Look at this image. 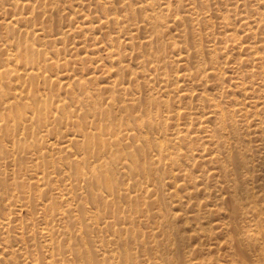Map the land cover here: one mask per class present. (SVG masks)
I'll return each mask as SVG.
<instances>
[{
    "label": "bare ground",
    "instance_id": "bare-ground-1",
    "mask_svg": "<svg viewBox=\"0 0 264 264\" xmlns=\"http://www.w3.org/2000/svg\"><path fill=\"white\" fill-rule=\"evenodd\" d=\"M8 1H11V0H8ZM224 1L225 0H223V2ZM15 2H14V4H15ZM103 3H105V2H103ZM224 3H226V1ZM167 4L169 6L168 2H167ZM21 5L22 4H20V6ZM30 7H31V5H30ZM158 8L165 9V10L169 9L166 6H163V2L160 0H146L145 1V11H146L145 12V19H142V21L144 22V26L148 30H151V32L148 35V39H147L148 43H151L153 40L163 41L166 38V35H168L166 29L169 30L172 28V21L176 22V18L171 19L170 18L171 16L168 17L167 13L158 11L157 10ZM226 8H222V10L226 9ZM20 9H21V7L18 8V10H20ZM201 9L203 10V8H201ZM109 10H110V8H109ZM226 10H228V9H226ZM169 12H171V10ZM195 12H197V11H195ZM223 12H224V10H223ZM239 12H240V10H239ZM29 13H30V8H29ZM200 13H201V11H200ZM200 13L198 14L199 16H200ZM19 14L20 15L14 19H11L9 21L4 20L2 22L4 24V27H5L4 29L7 32V35H6V33H4L7 36V38L3 39V37H2V39H1L2 45L0 43V47L2 46V48L4 50H6V52H4V54L6 53V57L0 58V159L2 160V163H3V161L4 162L7 161L8 163L10 162L11 165L13 164L14 167L17 166L16 168H13V165L12 166L10 165L14 169V170L10 169L11 171L13 170L14 175L15 174H20V175L22 174L25 177L21 178L22 175L21 176L15 175L13 178H11L12 181L9 178L7 180L6 176H3V174H2V173H4V174L6 173V169L5 170L2 169L1 166H3V164L0 165V203H1V201L4 202L6 200H9L8 203H6V204L4 202L5 208H9V211L6 210L4 213L7 212V214H5V216H3V217H1L3 214L0 215V233L1 232L3 234L6 233V235L3 236V240L5 242H3V240L1 239L2 243H4L3 247H2L4 250L2 252V248H0L1 252H2V254L0 253L2 255V256H0V260L3 258V260L5 259V262L7 260L6 263H8V260H10L12 262V264H22V263H20L21 261L17 258V256L20 257L22 254L20 256L16 255L15 249L17 248V246L12 245V242H10L11 240L9 238L11 236L8 233L10 230L11 223H16V221L13 222V219L11 218V215H10L12 213L13 207L16 206V205H13V203H12V197L19 195V194H24L25 196H27L29 198L32 196L31 199L35 198V201L36 200L38 201V202L36 201V203H39L43 199L42 195L44 194V196L46 197L45 193H47V194L49 193V195L47 196L48 198H46L47 202H46V204L43 203L45 206L43 209H41L44 217L41 218L42 214H40V217H38V218L36 217V219L41 218V220H45L43 225L40 224L41 223L40 220H39L40 223L36 222L37 225L35 224V222L30 224L31 226L29 225V223H28V225H26L27 224L26 221H29L27 219H33V213L34 212L32 213V218H31L30 212H32V211H30L29 212L30 215L28 216L27 219L22 218L23 221L26 220V221H24V223H26L25 225L30 227V228L27 229L26 226L24 225V223L23 224L21 223V225L16 223L17 224V225L15 224L16 227L14 226L15 228H18V229L20 228L21 237L23 236L22 238H24L25 235L29 234L30 240L34 239V241H33L34 243L39 242V245L42 246L41 252L44 253V257H43V255H40L43 253H39L36 250H35L36 252H31L30 254H28L29 253L28 251L30 249H31V251L34 250V249H32L34 243H31V241L29 242L28 238H27L28 243L26 241H24L23 243L19 242L21 245H23V246H20L21 247L20 250L23 249V251H25V252L27 251V254H28L27 256H25L26 262L24 260H22V261H24V264H39L40 263L39 255L43 257V263L42 264H74V262L71 261V258L67 257L68 255L64 256L66 253L68 254V251H66V250H65L66 252L64 254L65 248H67V250H69V252H71V249H72L71 244H68L71 242L70 240L72 238V234L70 232V228L67 226V224H65L66 223L65 221H67L66 219L71 214H72L71 218H73V216H74V218L76 217L74 222H75V224H77V228H78L77 231L75 230L77 235H74L73 237H75L76 241L79 239V242H76V245L78 246V243L80 245L78 247H75L76 246L75 245L74 250L77 253V256L80 257L79 259H80L82 264H94L95 260L98 256L102 257L101 259L97 260V261H100L103 259L104 262H102V264H141V262L136 258L137 254H135V250H137V249L132 250V251H134V254H135L134 255L133 252H131V249H129V247L133 246L132 243L130 246H128V243H129L128 238L129 237H131L133 239V243H134V241L136 242V238H137L136 237V235H137V229L136 228L137 227H140L138 229L139 230L138 232L139 233H140V231L143 232V235L145 236L146 232L143 231V229L141 230L142 223L140 226V223L137 222V225L139 223V226L136 225V228H135L136 222L134 224V220H136L137 218L139 219V217L144 218V220H146V222H148L149 225L148 224L147 225L149 226V228L147 227L146 229H148L150 233L148 231H147V233H149L153 236L152 241H149V242L146 241L145 239H143L144 237L142 238V236L141 237L139 236L140 238H142L140 241V244H141V247L145 249L144 254L148 251L149 247L153 248V251H152V249H151V251L154 253L152 255V253L150 252L151 253L150 257H147V256L144 257L142 255L143 256V260H142L143 264H194V262H195V264H199V263L201 264L202 262H203V264H233V263L240 264L243 260H247V258L252 261V264H264V217L260 216V214L264 210V206H262L263 201H261L263 199L257 200V194H256L257 192L254 190L255 186L253 185L254 184L253 182H255L253 180H255V179H254V175H253L252 169H251V166L254 167V162H255V164H257L254 154L256 152L263 151V149H261V145L264 142L263 143L260 142L261 145L258 144V145H256L257 146L256 147L255 145H253L251 143V141L253 142V140L246 139L247 137L245 138V136H247L248 134L250 135V133H249V131L251 132L250 128L255 125L254 126L255 129H256V127H259V129H257V131H255V130L254 131L258 132L259 135L262 137V138H259L260 140L261 139L264 140V120L262 118V117H264V104L262 106L261 105L262 103H259L257 100H254V99L249 100L248 102H247L246 98H245L246 101L238 100V97H236V93H235V90H233V88L231 89L232 91L231 90L230 91L233 93V95H231V96H233L234 98L231 99V97L228 96L230 98H228L229 99L228 101L226 100L227 102L222 100V98L220 97V94H217L216 92L215 93L212 92L214 94L211 96L205 94V93H207V91L205 93H203L202 91H200L201 93H199V94L197 93L198 96H196V98L197 99H198V97L204 98L203 100L206 101L209 104L208 107L211 108V109L209 108L210 109L209 111H206L208 109L204 110V108H203V107H205V105H204L203 107H201V108H203L201 111H198V110L196 111V114L200 118L204 117V119H205V120L199 121V125H200L201 129L204 127L203 128L204 131H207L209 133V134L207 133L208 137L210 136L209 140H212L213 145L215 144V146H216L213 150L212 157H210V158L208 157V159H210V161H207V160L206 161L207 162L215 161L217 163H220V166L218 165L219 166L218 169H220L221 175L224 178L222 181H220V180L219 181L224 183L223 185H224L225 189L227 188L226 191L229 194L228 200L231 202V205L227 206L226 204H224L225 201H223V202L219 201L221 203L216 202L214 204L215 201L213 200L214 202L210 201V203L211 204L213 203V205L216 206V208L219 212V215H220V213H222V211H224L223 214H225V213H226V215L230 214L231 216H234V218L232 217L233 219H237V220L239 219L243 223L240 222L239 224H234L233 221L230 223V220L227 223V221L222 218L226 222L223 223L224 225L222 224L223 225L222 227L220 226V224H218V226H220L221 228L224 227V229H226L224 231L227 234L226 240L223 239L225 237V234L223 232H221V233H223V235H224L223 236L220 233V231L218 233H220L222 235V238L219 235H217V238L220 237L221 241L224 240L227 242V243L224 242V244L225 243H226V245L228 244L225 257L222 254V256H216V258H214V259L213 258L209 259L210 256H208L207 254L209 252H211L212 249L214 248V246L212 248V245H211L208 248L207 254L205 253V256L206 255L208 256V259H207V257H203L202 262H200L199 257H202V255L198 254L199 256H197L196 255L197 253H196L195 254L197 256L196 258H198V261H199V263H196L197 259L194 261L190 255H187V253L190 252V250L193 251L192 249H190V247L195 246L197 244V241L193 240L194 245L190 246L189 243H191V240H189V239L193 238V237H194V239L199 238L198 242L201 243L200 242L201 238L204 237V240H205V236H206L207 240H205V241H209L208 239L212 238V236H214V234L216 233L215 228L217 227V225H214V223L210 224V221H208L209 219L207 217L205 218V212L207 213V211H205V210H207L206 208L203 210V211H205L203 213H202L201 208H197V205H195L196 211L192 210V212H191L188 210H184V208H183L185 206L184 204L187 203V202H185L186 198L182 195V194H184V192L182 191L183 193L181 195H180V192L178 193L179 190L184 188L185 190L188 189L187 190L188 193L186 194L187 198L188 197L189 198L194 197L197 194H199V192L201 191L200 188L198 187L199 183L204 182V181H199L198 176L191 173L190 170L182 167L183 162L188 163L187 161H190V160H191V162L193 161V164H194V160H192V159H195L197 154L194 152V149L191 150V148H190V150H188V152H184L183 145H182L181 141H183L184 139H187V137H190L191 133H193L196 130H195V127L192 128L190 124L186 123L187 124L186 128L178 129V130L176 129V132L173 133V137H171V138L168 137L167 130L171 126L168 119L171 116L168 117V115H166L167 118H166V116L163 117V115H162L163 110L160 111L159 105L161 104V106L162 105L165 106L167 102L162 103V102H164V99L162 100V102H160L159 98H158V96H160V95L163 97L170 96L171 92L175 93L179 97L183 98V96L184 97L187 96L186 95L187 93L181 91L183 86L179 88L178 87L179 83H178V86L174 87L173 86L174 83H173L172 84L173 87L172 86L168 87V85H166V83H164L165 87H160L159 89L155 88L157 90V92H156L157 96L151 98V100H150V102L154 103L155 105L153 106L152 104H149L148 108H145L144 110H142L141 107L129 108L128 104L125 102H123L120 105H116L118 102H120V101L115 99L117 97L116 95H110L109 100L107 102H105L101 99L100 95L91 92L89 90V87L86 85V82L83 81L81 78H78L77 80H74L71 82L70 81L64 82L63 81L64 75L62 77L60 74H53L50 72L48 73V66L52 67L53 64L59 65L58 64L59 60L53 59L52 64L43 63V60L40 59V57L43 56L44 57L43 59H48V58H45L47 55V52H48L47 49L42 47V45H36L35 43L31 42L29 36H28V39H26L24 41H16V40L12 41V39L16 37V31H18L17 30L18 27L15 26V23H18L22 20H26V21L28 20L29 21L27 16H24L22 12ZM170 14H172V13H170ZM257 14H260V12ZM222 15H220V17ZM261 15L263 16L264 13H261ZM118 16H121V15H118ZM118 16L114 15L113 20L116 23H123ZM243 16L247 17V15H242V17ZM207 17H209V16H206V18ZM227 17L228 16L226 14V17H224V19H226V20H224L225 25L230 24ZM244 18H242V22H243V24L247 25L248 27L250 25L253 27V25H252L253 22L256 23L257 21H259L262 23V21L264 20V17H263V20L262 19L249 20V19H246V18L244 19ZM126 21H127V18H126ZM194 21H196V20H194ZM212 21L214 22V19ZM0 22H1V20H0ZM31 22H33L32 19H31ZM262 24L264 27V21ZM211 25H212V23H211ZM255 25L256 24H254V27H255ZM114 26H115V24H114ZM86 29L88 30L90 28L87 27ZM116 29H118V28H116ZM25 30H26V28L23 30V32ZM83 30H85V29H83ZM127 30H129V28ZM181 30H180V32H181ZM204 30L205 29H203V31ZM206 30H207V28H206ZM246 30H249V29H246ZM0 31H2V30H0ZM123 31H125V30L123 29ZM262 31H263V28H262ZM27 32L32 36L38 35L37 29L27 30ZM131 32L132 31H130V33ZM210 32H209V35H211ZM43 33H44V31H43ZM128 33H129V31H128ZM212 33H213V31H212ZM199 34H200V32H199ZM251 34H252V31H251ZM257 34H256V37H257ZM212 35H215V34H212ZM234 35H236V34H234ZM119 36H118V38H119ZM178 36H180V35H178ZM229 36H231V35H229ZM135 37H136V35H135ZM253 37H254V35H253ZM145 38H147V37H145ZM185 38L186 37H184V39ZM237 38L240 39V37H237ZM261 39H262V41H261ZM261 39H259V41H260L259 43L256 41L254 43H251V44L248 43L249 44L248 48H250L253 51V53L255 52L256 54H258L259 58H258V56L256 58H258L259 61L261 60L262 66H264V38H261ZM112 40H115V39H112ZM168 40H169V38H168ZM181 41H183V40L174 38L173 43H172L174 48L178 49L177 47L180 46L179 44ZM192 41L194 44V45H192L193 46L192 49H194V51L196 52L195 54L200 55V54L204 53V46H202V44H200V43H197L196 40L192 39ZM222 41H224V38ZM232 41H234V40H232ZM237 41L238 40H236V43H237ZM238 42L240 43L241 41H238ZM116 43H115V45H116ZM139 43L140 42H138V46H140ZM190 43H191V41H190ZM241 43H243V42H241ZM121 44H122V42H121ZM169 44H170V46H172L171 43H169ZM216 44H217V42H216ZM160 45L156 48L153 47V49H152V52H154L153 55H155L156 57H159L162 55L165 56L166 47L164 45H161V46ZM184 45L187 48V45L185 42H184ZM131 46L134 47V45H131ZM135 46H137V45H135ZM147 46L149 49V46H151V44L146 45V47ZM208 46H206V47H208ZM214 46H215V44H214ZM237 46H239V45H237ZM209 47H211V46H209ZM59 49H61V47ZM187 50H185V52ZM121 51H122V49H121ZM219 51H220V48H219ZM252 51H251V53H252ZM138 52H142V50L138 51ZM147 52H148V50H147ZM209 52L211 54V61L214 62L215 64L217 63V65L211 66L209 64L208 66H211V67H206L204 65L205 63L203 61H200L197 63L199 74L200 73L205 74L204 76L206 77V74H210V72H211L213 74L218 75V77H220V78L223 77L224 79H226L225 74L227 71L229 72V70H228V67L226 68V66L221 65V58L223 56L221 58H219L221 55H219V52H217L216 46H215V48H210ZM49 53H48V55H49ZM116 53H119V52H116ZM116 53H114L115 55H113V53H112L108 57V60L109 59L111 60V57H112V63L115 61V64L118 62V65H119L120 61H117L118 58L115 59L113 57V56L118 55ZM239 53H237V54H239ZM256 54H255V56H256ZM222 55H224V53H222ZM51 56H52V54H51ZM179 56H180V54H179ZM186 57L187 56H185V58ZM197 57H199V56H197ZM208 57H210V56H208ZM253 57H251V58H253ZM149 58H151V57H149ZM123 59H125V58H123ZM159 59H160V57H159ZM194 59H195V57H194ZM249 60H251V59H249ZM71 61H72V59H71ZM153 61H156V60H153ZM153 61H151V62H153ZM182 61H183V59H181L180 62H182ZM186 61H189V59H186ZM240 61H241V59H240ZM172 62H174V61L172 60ZM223 62H224V60H223ZM140 63L143 65L142 62H140ZM42 64L43 65L46 64V67H44V69H42ZM69 64H71V63H69ZM110 64H111V61H110ZM193 64H195L194 61H193ZM126 65L127 64H125V67H126ZM129 66L131 67V65H129ZM146 66L148 67L149 63H148V65L146 64ZM161 66L159 65L160 70H163V67H161ZM262 66H261V68H262ZM259 67L260 66L258 65V68ZM131 68H130V70L133 71V68L132 69ZM144 68H146V67H144ZM68 69H69V67H68ZM152 69L153 70L157 69V63L154 65V67H152ZM121 70H122V68H121ZM188 70H190V69H188ZM252 71H253V69H252ZM114 72H117V71H114ZM134 72H135V70H134ZM230 72H231V70H230ZM121 73H122V71H121ZM164 73H165V71H164ZM191 73L187 72V74H185V75H187V76L189 75V77H190ZM255 73H257V72L255 71ZM260 73H262V72L261 71L259 72V75L261 76ZM82 74H84L83 70H82ZM85 74L88 75L87 73H85ZM128 74H130V71ZM143 74L148 75V76L152 75L150 73L145 74L144 71H143ZM162 74H160V75H162ZM166 74H167V72H166ZM248 75L249 74H247V77H249ZM119 76H122V75H119ZM157 76H159V75H157ZM171 76H173L176 81H179L180 79L182 81V78L180 77L181 75L178 71H176L175 74H172ZM187 76H186V78H187ZM237 76L234 75V77L239 78ZM169 77H170V75H167V79H169ZM200 77H201V75H200ZM205 77H204V79H205ZM247 77H246V80H247ZM72 78H73V76H72ZM217 78H216V80H217ZM240 78H242V77H240ZM93 79H92V81H93ZM151 79H153V78H151ZM164 79L166 80V76ZM173 79H172V81H173ZM41 80L43 82L49 84V86H48L49 91L46 93L44 92V90H46V89H44L45 87L43 86L44 87L43 92L45 93V96L40 93V90H39L40 86L38 88L39 81H41ZM228 80H230V79H228ZM262 80L264 82V75H263ZM159 81L161 82V80H159ZM206 81L207 80H205V83H206ZM36 82H37V86L35 85ZM110 82H112V81H110ZM165 82H167V81H165ZM240 82L241 81H239L236 84L234 82L235 86H233V87L234 88L238 87V89H239V86H240L239 84H241L242 85L241 90L246 91V86L244 85V82H241V83ZM205 83L203 82L202 84L205 85ZM219 83L221 84L220 81H219ZM96 85H98V84H96ZM121 85H123V84H121ZM252 85H254V84H252ZM196 86H198V85L196 84ZM218 86L216 88H218ZM222 86L223 85H221V87ZM262 86H264V84H262ZM109 87H111V86H109ZM112 87L115 88L116 84L113 83ZM112 87L110 89H112ZM129 87H130V85H129ZM154 87H156V86H154ZM121 88L122 87L120 86L119 91H121ZM229 88H231V87H229ZM62 89H64V91ZM192 89L193 88H191V90ZM225 89H226V87H225ZM227 89H226V91H227ZM145 90H147V89H145ZM187 90H185V91H187ZM119 91H118V93H119ZM135 91H138V90H135ZM259 91L261 92V89ZM38 92L40 93V95H43V96L39 97ZM41 92H42V90H41ZM69 92L71 94H69ZM224 92L225 91L220 90L221 94ZM236 92H238V91H236ZM208 93L211 94L210 92H208ZM238 93H237V95H238ZM120 94H123V90H122V93H120ZM195 94H194V96H195ZM243 94L244 93H242V95ZM153 95H155V94H153ZM146 96H148V95H146ZM174 97H175V95H174ZM262 97L260 99L264 98V97L263 98ZM119 98H117V99H119ZM123 98H124V94H123ZM165 98H167V97H165ZM224 98L226 99V97H224ZM104 100H106V97L104 98ZM126 100H127V98H126ZM146 101H147V99H146ZM200 101H202V99H200ZM138 103H137V106H138ZM200 103L201 102H199V104ZM228 103H230V104H228ZM263 103H264V101H263ZM109 104L111 106L110 108L108 107ZM174 105H176V104H174ZM193 105H194V103H193ZM237 105H239V106H237ZM112 106L119 108L120 112L119 111L114 112L113 111L114 108ZM199 106H202V105L200 104ZM248 106L255 108V110L253 109L254 111L252 113H253L254 117H258V121L253 120L254 124H253V122L251 123L252 120L251 121L248 120V117H251L250 116L251 113H249L250 111H248ZM163 107H162V109H163ZM181 107H179L176 111H174V112H176V114L178 116H180V114L182 112ZM193 107H195V106H193ZM175 108L176 107H174V109ZM79 110L81 111L80 113L77 112ZM135 111H138V112L135 113ZM171 112H172V110H171ZM237 112H240V113L242 112L241 114L245 115L244 118L248 121V123L246 125L247 129L245 128L246 130L243 129L245 126L244 127L241 126V128L243 127L242 129L244 131H246V133H242L241 132L242 129H239L240 128L239 125L242 124L240 122L243 121L244 119L240 120V122H239V119H242L241 118L242 115L240 114L241 117L239 116L240 118L238 117L239 118L238 119L237 118ZM137 113H139V114H137ZM187 113L188 112L186 111V114ZM173 117H175V115ZM195 118L193 119V121H195ZM185 119H187V118H185ZM175 125H176V123H175ZM180 125H181V122H180ZM199 125H198V127H199ZM69 126L71 127V130H72V132H70V133L68 132ZM176 126H174V127H176ZM238 126H239V128H238ZM254 127H253V129H254ZM64 128L66 129L65 132H63ZM197 130L199 132V128H197ZM43 131H46L48 134L53 133L55 139L52 142H47L45 140L46 138L44 139ZM172 131H173V129H172ZM252 133L254 134V132H252ZM194 134H195V132H194ZM207 134L205 135V137H207ZM193 137H197V135L193 136ZM204 138L202 139L203 142H204ZM250 138H251V136H250ZM193 139H195V138H193ZM49 140H52V139H49ZM189 140H190V138L188 139V141ZM191 141L193 143L194 142L196 143L197 140L196 141L191 140ZM200 141H201V137L199 138L198 142H200ZM205 141H206V139H205ZM203 142H201V143L203 144ZM207 142H204V143L207 144ZM63 143H65V144L62 145ZM208 145H210V144H208ZM211 146H212V143H211ZM262 146H264V145H262ZM188 147H190V146H188ZM192 147H193V145H192ZM199 147H201V146H199ZM254 147H255V150H258L260 148L261 151L260 150L254 151ZM201 150H202V148H201ZM209 151H211V150L209 149ZM252 151H254V153ZM208 152H207V154L210 153V152L209 153ZM185 153H186V158L183 159L182 156H184ZM202 157H203V155H202ZM258 157H257V159H258ZM197 160H199V159H197ZM206 161H204V162H206ZM259 161H260V163H262L261 159ZM4 166H3V168H4ZM185 166H187V165H185ZM260 166H262V165H260ZM167 167L168 168L170 167V172L167 176H164V172L162 173L161 168L165 169ZM17 168L19 171H22L21 169H23V172L17 171ZM58 169H59V171L61 170L60 177H62V175H63V177L65 178V176H66L67 179H69V181L63 183L62 180L59 179V176L52 175V173H56L58 171ZM204 169L206 170L205 167H204ZM263 170L264 169H262V171ZM187 171H189V172H187ZM209 171L207 170V171H205V173L206 172L210 173ZM197 172H199V170ZM62 173H64V174H62ZM201 173H203V172H201ZM219 173L220 172H218V174H217L218 176H219ZM9 175H10V173H9ZM207 175L204 174V178ZM11 176H12V174H11ZM120 176H123V183L121 185H120V180H119ZM181 176L185 177V178L189 177L186 179L192 180L191 186H187L186 183L181 182V181H180L181 182L180 183L179 178ZM256 176H258V175H256ZM209 177H210V175H209ZM212 177H214V176H212ZM259 177H264V176L260 175ZM64 178H63V181H64ZM166 178L168 180H170L172 189H169L170 187L168 189L165 188L163 182ZM31 179H33V180H31ZM59 180H61L62 183H60ZM150 180H152L151 183H149ZM153 181H154V183H153ZM161 181H162V188L160 187ZM213 182H214V180H213ZM152 183H153V186H151ZM168 184H170V183H168ZM217 184L220 185L221 183H217ZM130 185L134 186V188H135V190L133 192L129 191ZM201 185H202V183H201ZM211 185H213V184H211ZM223 185L221 187H219V189L222 188ZM259 185H258V189H260ZM214 188L215 187H213L212 189H214ZM262 188H264V187L262 186L261 189ZM155 189H157L158 192H154V191H157ZM84 190H86V191L84 192ZM161 190H162V199L158 200V198L160 196H158L159 194H157V193H159ZM214 190H218V188H215ZM203 191H204V189H203ZM203 191H201L202 194H203ZM260 191H258V192H260ZM216 192H218V191H216ZM211 193L212 192H210V194ZM206 194L208 195L209 193L207 192ZM210 194L208 196H211ZM175 195L177 197L174 199V202H175V204H174V202L172 200H169V199L173 196L175 197ZM258 195H259V193H258ZM204 196H205V193H204ZM215 196H216V194L214 191V195L211 197L214 198ZM222 196L223 195H221L220 197H222ZM262 196H263V194H262ZM36 197H39V198L41 197L40 198L41 200H38V198H36ZM88 197H90L93 200L94 207L93 206L92 207L94 209L86 208V200ZM29 198H27V202H28ZM122 198H125L127 200V202L129 203V206L127 209H124V207H122L123 205H121V203H120ZM167 198H168V200H167ZM207 198H209V197H206V200H207ZM263 198H264V196H263ZM14 199L17 201L19 199V201H20V198H18V197H15ZM46 199L44 198V200H46ZM24 200L25 199L23 197V200L21 199V203ZM194 200H195V198H194ZM215 200L217 201V199H215ZM190 201H188V203H187L188 205H189ZM204 201L202 199L203 203H204ZM259 201L261 204L259 203ZM14 202L16 203V201H14ZM27 202H26V204H27ZM42 202H41V204H42ZM127 202L125 201L122 203L125 204ZM90 203H92V202H90ZM100 203H103V205L105 207V209H104L105 212L108 210V208L110 209V211L113 212V213H111L109 211L111 213L110 217L112 216L113 218L111 217V219L110 218L103 219V218H105V217H103L102 218L103 220L99 221L98 218L101 215V212L99 210V206H100L99 204ZM128 203H127V205H128ZM156 203H158L157 204L158 206H159V203H160V206H162L161 204H163V206H164L163 209H161L162 207L161 208L158 207V210H153V209L157 208V207L152 208V206H155ZM200 203H201V201H200ZM19 204H20V202H19ZM39 204H38V206L40 208L41 204L40 205ZM190 204H198V202L197 203H190ZM12 205H13V207H11ZM24 205L25 204H23L21 206H24ZM80 205L84 206V208H85V210L83 211V214H81L79 212L75 213V211H77L76 210L77 207H79ZM213 205L210 206V207H213V210H211L210 207L208 206L209 212L214 211ZM35 206H37V205L35 204ZM38 206H37V211H39ZM88 206H89V204H88ZM199 206H201V205H199ZM25 207H26V209L29 208L27 206H25ZM41 207H42V205H41ZM192 208H194V207L192 206ZM202 208H204V207H202ZM31 209L34 210L35 207H34V209L33 208H31ZM16 210L14 212H16ZM190 210H191V208H190ZM0 211H1V208H0ZM101 211H103V209H101ZM215 212H217V211H215ZM18 213L16 212V214H18ZM14 214H12V215H14ZM219 215H218V217L221 220V217H220L221 215L220 216ZM16 216L14 217V220H17V219H15V218H17ZM213 216H215V215H213ZM213 216H212V218H213ZM227 217H229V216H226L225 218L228 219ZM219 218H216V219H219ZM36 219H35V221H37ZM138 219H137V221H140ZM213 219H215V218H213ZM213 219L211 221H213ZM152 220H154V222H153L154 225H152L150 227V225L152 224L151 223ZM205 220H207L208 225H210L208 228H207L208 225L206 224ZM223 220H221V221H223ZM215 221L216 220H214V222ZM29 222L31 223V221H29ZM128 223H130L129 224L130 227L126 226ZM217 223H219V222H217ZM217 223H215V224H217ZM108 227L111 228V231H110L111 234H106L108 232V229H107ZM145 227L146 226H143L144 230H145ZM220 227H218V228H220ZM104 228L107 231L105 233V235L102 234V231L105 230ZM218 228H216V229L218 230ZM17 232H19V230L16 231V233ZM88 232H90V234H91V235L89 234L90 235L89 237L87 236ZM16 235L18 236L19 234H16ZM140 235H142V234H140ZM158 235H162L164 237V238H162L163 240L162 239H161V241L157 240L155 237H159ZM148 236H150V235H148ZM21 237L19 236V238H21ZM139 237H138V239H139ZM149 238H151V236ZM215 238H216V236H215ZM217 238H216V240H217ZM213 239H214V237H213ZM176 240H179V243H177ZM187 240H189L190 242L189 241L187 242ZM218 241H219V239H218ZM130 242H132V241H130ZM65 243L68 245H66ZM199 243H198V245H199ZM207 244H208V242H207ZM102 245H104L105 247L102 248L101 250H99L97 247L98 246L102 247ZM188 245H189V250L187 248V249H185L187 251L184 252L185 258L182 261H179V259H178L179 252L177 254L176 251L179 249L180 246L184 249V248L188 247ZM30 246H32V248H30ZM135 246H137V244ZM206 246L207 245L202 246V247H206ZM14 247H16V248L14 249ZM36 247H38V246L36 245ZM137 247H134V248H137ZM199 248H201V247L199 246ZM162 249L164 250V252H162ZM165 249H168V252L165 251ZM215 249L212 252H215ZM224 249L225 248H223V251H224ZM202 250H204V248H202ZM206 250H204V252H206ZM198 251H199V249H198ZM212 252H211V254H215ZM150 253H147V254H150ZM199 253L202 254V252H199ZM70 255L73 256V253ZM74 256L76 257V255H74ZM142 256H140V257H142ZM123 257H124V259H123ZM79 259L77 258V261ZM223 260H225L224 263H223ZM73 261H75V260L73 259ZM80 261H78V262H80ZM1 262H3V261H1ZM41 262H42V260H41ZM99 263H101V262H99Z\"/></svg>",
    "mask_w": 264,
    "mask_h": 264
},
{
    "label": "rangeland",
    "instance_id": "rangeland-1",
    "mask_svg": "<svg viewBox=\"0 0 264 264\" xmlns=\"http://www.w3.org/2000/svg\"><path fill=\"white\" fill-rule=\"evenodd\" d=\"M16 1V2H15ZM22 1V2H21ZM145 1L146 0H11V1H8V0H0V20H1V22H0V30H2V31H0V43H1V45H2V41H1V39H2V37H3V39L5 38H7V32L5 31V27H4V24L2 23L4 20H6V21H9V20H11V19H14V18H16V17H18L20 14L19 13H23V15L24 16H27V18L29 19V21L27 20H22V21H20V22H18V23H15V26L16 27H18V31H16V39L15 38H13L12 39V41H24V40H26V39H28V36H29V38H30V41L31 42H33V43H35L36 45H42V47H44V48H46L47 49V55H46V57L45 58H48V59H43L44 57L43 56H41L40 57V59H42L43 60V63H46V64H52L53 62H52V60L53 59H58L59 61H58V64L59 65H52V67H50V66H48V73L50 72V73H53V74H60L62 77H63V75H64V79H63V81L64 82H68V81H74V80H77L78 78H81L83 81H85L86 82V85L89 87V90L91 91V92H93V93H95V94H98V95H100V97H101V99L103 100V101H105V102H107L108 100H109V96L110 95H116L117 97L115 98L116 100H118V101H120V102H118L116 105H120V104H122L123 102H125V103H127L128 104V106H129V108H133V107H141L142 108V110H144L145 108H148V106H149V104H152L153 106L155 105L154 103H151L150 102V100H151V98H153V97H156L157 96V90L155 89V88H157V89H159L160 87H165V85H164V83H166V85H168V87H170V86H172V84H173V86L175 87V86H178V83H179V88L180 87H182L183 86V88H182V90L181 91H183V92H185V93H187L186 95L187 96H183V98L182 97H179L177 94H175V93H172L171 92V94H170V96H165V97H167V98H165V97H163V96H158V98H159V101L160 102H162V100L164 99V102H162V103H166V105L164 106V105H162L161 106V104L159 105V107H160V111H162V115H163V117H165L166 115H168V117H170L169 119H168V121L170 122V127H169V129L167 130V135H168V137H173V133H175L176 132V129L178 130V129H183V128H186L187 127V124H190L191 125V127L192 128H194L195 127V130L196 131H194L195 132V134H194V132L193 133H191V136L190 137H187V139H184L183 141H181V143H182V145H183V150H184V152H188V150H190V148H191V150L192 149H194V152L197 154V156L195 157V159H192V160H194V164H193V161L191 162V160L190 161H187L188 163H184L183 162V166L182 167H184V168H187L188 170H190V172L191 173H193L194 175H197L198 176V180L199 181H204V182H200L199 183V185H198V187L200 188V190L201 191H203V189H204V191H203V194H202V192L200 191L199 192V194H197L196 196H194V197H191V198H187V196H186V194L188 193L187 192V190L188 189H181V190H179L178 191V193L180 192V195L184 192V194H182L185 198H186V200H185V202H187L188 203V201H190L189 202V205L187 204V203H185L183 206V208H184V210H188V211H191L192 212V210H195L196 211V208H195V205H197V208H201L202 209V213L203 212H205V211H207V213L205 212V218L207 217L209 220L208 221H210V224H213L214 223V225H217V227L216 228H218V227H222L224 224L223 223H225L226 221H227V223H228V221L230 220V223L233 221L234 222V224H239L240 222H242L241 220H237V219H233L234 218V216H231L230 214L229 215H226V213L225 214H223L224 213V211H222V213H220V215H219V212H218V210H217V208H216V206H214L213 205V203L211 204L210 203V201H213L214 202V204L216 203V202H219V201H221V202H223V201H225V203L224 204H226L227 206H230L231 205V202L228 200V197H229V194H228V192L226 191L227 190V188L225 189V187H224V183H222V182H220V181H222L223 180V176L221 175V171H220V169H218L219 168V166H220V163H217V162H215V161H211V162H207V161H210V159H208V157L210 158V157H212V153H213V150H214V148L216 147L215 146V144L213 145V142H212V140H209L210 138V136L208 137V132L207 131H204V127L201 129V127H200V125H199V121L200 120H205L204 119V117L203 118H200L197 114H196V111L198 110V111H201L203 108H204V110L205 109H208V110H206V111H209L211 108L210 107H208V103L206 102V101H204L203 99L204 98H201V97H198V99L196 98V96H198V94L199 93H201L200 91H202L203 93H205L206 91H207V93H205V94H207V95H209V96H211V95H213L215 92L217 93V94H220V97L222 98V100H224V101H228L229 99L228 98H230L231 97V99H233L234 97L233 96H231V95H233V93L231 92L232 90V88H233V90H235V93H236V97H238V100H240V101H246V99H247V102L249 101V100H257L259 103H262L261 105L263 106V101H264V86H262V84H264V82H263V75H264V66H262V63H261V60L259 61V56H258V54H256L255 52L253 53V51L250 49V48H248V46H249V44H251V43H254L255 41L256 42H260L259 41V39H261V38H264V27H263V17H264V15L262 16L261 15V13H264V0H225L226 1V3H224L223 2V0L221 1V0H160V1H162L163 2V6H166V7H168L169 9H167V10H165V9H161V8H158L157 10L158 11H161V12H165V13H167L168 14V17H170L171 19H174V18H176V22H173L172 21V28L171 29H169V30H167L166 29V31H167V34L168 35H166V38L163 40V41H160V40H153L151 43H148L147 42V39H148V35H149V33L151 32V30H148L145 26H144V22L142 21V19H145ZM172 1V2H171ZM205 1V2H204ZM8 2V3H7ZM14 2H15V4H14ZM103 2H105V3H103ZM167 2L169 3V6H168V4H167ZM176 2V3H175ZM11 3V4H10ZM234 3V4H233ZM20 4H22L21 6H20ZM174 4V5H173ZM240 4V5H239ZM30 5H31V7H30ZM102 5V6H101ZM233 5V6H232ZM100 6V7H99ZM208 8H207V7ZM21 7V9L20 10H18V8H20ZM28 7V8H27ZM143 7V8H142ZM193 7V8H192ZM227 7V8H226ZM235 7V8H234ZM29 8H30V13H29ZM109 8H110V10H109ZM201 8H203V10L201 9ZM222 8H226V9H228V10H226V9H223L224 10V12H223V10H222ZM233 8V9H232ZM41 9V10H40ZM92 9V10H91ZM105 9V10H104ZM129 9V10H128ZM183 9V10H182ZM235 9V10H234ZM171 10V12H169ZM239 10H240V12H239ZM18 11V12H17ZM104 11V12H103ZM110 11V12H109ZM195 11H197V12H195ZM200 11H201V13H200ZM232 11V12H231ZM238 11V12H237ZM26 12V13H25ZM204 12V13H203ZM256 12V13H255ZM260 12V14H257V13H259ZM18 13V14H17ZM36 13V14H35ZM41 13V14H40ZM141 13V14H140ZM143 13V14H142ZM170 13H172V14H170ZM200 13V16L198 15ZM210 13V14H209ZM225 13V14H224ZM27 14V15H26ZM131 14V15H130ZM223 14V15H222ZM226 14H227V19L229 20V22H230V24H228V25H225V21L224 20H226V19H224V17H226ZM232 14V15H231ZM234 14V15H233ZM239 14V15H238ZM33 15V16H32ZM114 15H121V16H118L120 19H121V21L123 22V23H116L114 20H113V16ZM175 15V16H174ZM211 15V16H210ZM220 15H222L221 17H220ZM242 15H247V17L246 16H243L242 17ZM124 16V17H123ZM206 16H209V17H207L206 18ZM107 17V18H106ZM188 17V18H187ZM197 17V18H196ZM205 17V18H204ZM246 18V19H249V20H254V19H262L263 21H262V23L261 22H259V21H257L256 23L255 22H253V27L250 25L249 27L247 26V25H245V24H243V22H242V18ZM260 17V18H259ZM47 18V19H46ZM126 18H127V21H126ZM244 18V19H245ZM31 19L33 20V22H31ZM123 19V20H122ZM182 19V20H181ZM196 20V21H194V20ZM214 19V22L212 21ZM239 19V20H238ZM191 20V21H190ZM38 21V22H37ZM60 21V22H59ZM126 21V22H125ZM112 22V23H111ZM115 22V23H114ZM115 24V26H114V24ZM210 23V24H209ZM211 23H212V25H211ZM108 24V25H107ZM128 24V25H127ZM174 24V25H173ZM183 24V25H182ZM254 24H256L255 25V27H254ZM20 25V26H19ZM119 25V26H118ZM196 25V26H195ZM205 25V26H204ZM208 25V26H207ZM244 25V26H243ZM137 26V27H136ZM185 26V27H184ZM195 26V27H194ZM199 26V27H198ZM211 28H210V27ZM257 26V27H256ZM90 28V29H86V28ZM194 27V28H193ZM203 27V28H202ZM26 28V32L24 31L23 32V30ZM116 28H118V29H116ZM129 28V30H127ZM134 30H133V29ZM146 28V29H145ZM184 28V29H183ZM206 28H207V30H206ZM229 30H228V29ZM262 28H263V31H262ZM31 29H37V31H38V35L37 36H32V35H30L28 32H27V30H31ZM61 29V30H60ZM82 29V30H81ZM83 29H85V30H83ZM123 29L125 30V31H123ZM137 29V30H136ZM173 29V30H172ZM182 29V30H181ZM203 29H205L204 31H203ZM233 29V30H232ZM246 29H249V30H246ZM256 29V30H255ZM40 30V31H39ZM60 30V31H59ZM180 30H181V32H180ZM43 31H44V33H43ZM118 31V32H117ZM128 31H129V33H128ZM130 31H132L131 33H130ZM148 31V32H147ZM211 31V32H210ZM212 31H213V33H212ZM251 31H252V34H251ZM68 32V33H67ZM183 32V33H182ZM191 32V33H190ZM193 32V33H192ZM199 32H200V34H199ZM209 32H210V34L211 35H209ZM262 32V33H261ZM4 33H6V35L4 34ZM42 33V34H41ZM66 33V34H65ZM71 33V34H70ZM135 33V34H134ZM224 33V34H223ZM234 33V34H236V35H232V34ZM250 33V34H249ZM254 33V34H253ZM258 33V34H257ZM118 34V35H117ZM198 34V35H197ZM212 34H215V35H212ZM256 34H257V37H256ZM2 35V36H1ZM23 35V36H22ZM120 35V36H119ZM123 35V36H122ZM131 35V36H130ZM135 35H136V37H135ZM178 35H180V36H178ZM183 35V36H182ZM197 35V36H196ZM229 35H231V36H229ZM253 35H254V37H253ZM53 36V37H52ZM111 36V37H110ZM118 36H119V38H118ZM131 38H130V37ZM147 37V38H145V37ZM208 36V37H207ZM215 36V37H214ZM224 36V37H223ZM240 37V39H238L237 37ZM93 39H92V38ZM136 39H135V38ZM184 37H186L185 39H184ZM200 37V38H199ZM214 37V38H213ZM224 38V41H222L223 40V38ZM226 37V38H225ZM234 37V38H233ZM110 38V39H109ZM117 38V39H116ZM129 38V39H128ZM168 38H169V40H168ZM174 38H177V39H180V40H183V41H181L180 42V46H178L177 48L178 49H176V48H174V46L172 45V43H173V39ZM213 38V39H212ZM233 38V39H232ZM244 38V39H243ZM253 38V39H252ZM59 39V40H58ZM90 39V40H89ZM95 39V40H94ZM112 39H115V40H112ZM192 39L193 40H196L197 41V43H200V44H202V46H204V53H202V54H200V55H197V54H195L196 52L194 51V49H192L193 48V46L192 45H194L193 44V41H192ZM202 41H201V40ZM234 40V41H232V40ZM257 39V40H256ZM185 40V41H184ZM188 40V41H187ZM214 40V41H213ZM230 40V41H229ZM236 40H238V41H241V42H243V43H239L238 41H237V43H236ZM39 41V42H38ZM115 41V42H114ZM118 41V42H117ZM120 41V42H119ZM190 41H191V43H190ZM220 41V42H219ZM222 41V42H221ZM232 41V42H231ZM261 41H262V39H261ZM117 42V43H116ZM121 42H122V44H121ZM133 42V43H132ZM138 42H140L139 43V45L140 46H138ZM162 42V43H161ZM184 42L186 43V45H187V48H186V46L184 45ZM216 42H217V44H216ZM226 42V43H225ZM110 45H109V44ZM114 43V44H113ZM115 43H116V45H115ZM164 43V44H163ZM169 43H171V45L172 46H170V44ZM249 43V44H248ZM119 44V45H118ZM150 45L151 44V46H149V49H148V46L146 47V45ZM164 45L165 47H166V53H165V56L164 55H162V56H159L160 57V59H159V57H156L155 55H153L154 54V52H152V49H153V47L154 48H156V47H158L159 45ZM213 44V45H212ZM214 44H215V46H216V49H217V52H219V55H221L219 58H221L222 56L224 57H222L221 58V65H224V66H226V68L228 67V70H229V72L227 71L226 72V74H225V78L226 79H224L223 77H218V75H216V74H213V73H211L210 72V74H206V77L204 76L205 74H202V73H200L199 74V72H198V62H200V61H203L205 64V66L206 67H211L212 65L214 66V65H217V63L215 64L214 62H212L211 61V54H210V52H209V49L210 48H215V46H214ZM50 45V46H49ZM131 47H129V46ZM131 45H134V47L133 46H131ZM135 45H137V46H135ZM160 45V46H161ZM211 46V47H209V46ZM225 47H224V46ZM237 45H239V46H237ZM109 46V47H108ZM118 46V47H117ZM206 46H208V47H206ZM222 46V47H221ZM235 46V47H234ZM243 46V47H242ZM61 47V49H59ZM172 47V48H171ZM248 49H247V48ZM113 48V49H112ZM139 48V49H138ZM181 50H180V49ZM219 48H220V51H219ZM222 48V49H221ZM121 49H122V51H121ZM142 50V52H138V51H141ZM184 49V50H183ZM188 49V50H187ZM247 49V50H246ZM147 50H148V52H147ZM185 50H187L186 52H185ZM56 51V52H55ZM115 51V52H114ZM251 51H252V53H251ZM4 52H6V50H4L3 48H2V46L0 47V58H2V57H6V53L4 54ZM50 52V53H49ZM110 52V53H109ZM116 52H119V53H116ZM227 52V53H226ZM240 52V53H239ZM48 53H49V55H48ZM113 53V55H115L114 53H116V54H118V55H116V56H113L115 59H117V61H120L119 62V65H118V62L115 64V61L112 63V57H111V64H110V61L108 60V57L111 55ZM150 55H149V54ZM209 53V54H208ZM222 53H224V55H222ZM237 53H239V54H237ZM251 53V54H250ZM51 54H52V56H51ZM109 54V55H108ZM148 54V55H147ZM179 54H180V56H179ZM195 54V55H194ZM254 54V55H253ZM255 54H256V56H255ZM147 55V56H146ZM182 55V56H181ZM151 57V58H149V57ZM167 56V57H166ZM185 56H187L186 58H185ZM197 56H199V57H197ZM208 56H210V57H208ZM240 58H239V57ZM254 56V57H253ZM258 56V58H256ZM125 58V59H123V58ZM156 59H155V58ZM193 57V58H192ZM194 57H195V59H194ZM202 57V58H201ZM251 57H253V58H251ZM149 58V59H148ZM158 58V59H157ZM197 58V59H196ZM65 59V60H64ZM71 59H72V61H71ZM144 59V60H143ZM156 60V61H153V60ZM181 59H183V61L182 62H180L181 61ZM185 59V60H184ZM186 59H189V61H186ZM240 59H241V61H240ZM243 59V60H242ZM249 59H251V60H249ZM256 59V60H255ZM124 60V61H123ZM143 60V61H142ZM172 60L174 61V62H172ZM199 60V61H198ZM223 60H224V62H223ZM253 60V61H252ZM127 61V62H126ZM151 61H153V62H151ZM193 61L195 62V64H193ZM238 61V62H237ZM240 61V62H239ZM140 62H142L143 63V65L140 63ZM159 62V63H158ZM211 62V63H210ZM69 63H71V64H69ZM148 63H149V66L147 67L146 66V64L148 65ZM157 63V69L156 70H153L152 69V67H154V65ZM213 63V64H212ZM46 64H42V69H44V67H46ZM113 64V65H112ZM125 64H127L126 65V67H125ZM211 65V66H208V65ZM241 64V65H240ZM116 65V66H115ZM129 65H131V67L133 68V71L132 70H130V66ZM159 65L161 66V67H163V70L165 71V73H164V71L163 70H160V67H159ZM258 65L260 66L259 68H258ZM110 66V67H109ZM122 66V67H121ZM141 66V67H140ZM146 67V68H144V67ZM180 66V67H179ZM261 66H262V68H261ZM62 69H61V68ZM68 67H69V69H68ZM231 67V68H230ZM68 70H67V69ZM82 68V69H81ZM97 68V69H96ZM121 68H122V70H121ZM131 68V69H132ZM165 68V69H164ZM261 68V69H260ZM46 69V68H45ZM111 69V70H110ZM141 69V70H140ZM148 69V70H147ZM182 69V70H181ZM188 69H190V70H188ZM252 69H253V71H252ZM82 70H83V73L84 74H82ZM130 71V74H128L129 73V71ZM134 70H135V72L137 73H135L134 72ZM154 72H153V71ZM230 70H231V72H230ZM243 70V71H242ZM246 70V71H245ZM262 72V73H260L261 74V76L259 75V72L260 71ZM22 71V70H21ZM114 71H117V72H114ZM120 71V72H119ZM121 71H122V73H121ZM143 71H144V73L145 74H147V73H150V74H152V75H144L143 74ZM149 71V72H148ZM173 71V72H172ZM176 71H178L179 73H180V77L182 78V81H181V79L179 80V81H176L175 80V78L173 77V76H171L172 74H175V72ZM181 71V72H180ZM241 71V72H240ZM250 71V72H249ZM255 71L257 72V73H255ZM153 72V73H152ZM157 72V73H156ZM160 72V73H159ZM166 72H167V74H166ZM170 72V73H169ZM187 72L188 73H191V75H190V77H189V75L187 76V75H185V74H187ZM85 73H87L88 75H86ZM164 75H163V74ZM160 74H162V75H160ZM166 74V75H165ZM247 74H249L248 76L249 77H247ZM258 74V75H257ZM94 75V76H93ZM119 75H122V76H119ZM157 75H159V76H157ZM167 75H170V77H169V79H167ZM200 75H201V77H200ZM211 75V76H210ZM213 75V76H212ZM216 75V76H215ZM234 75L235 76H237V77H239V78H236V77H234ZM67 76V77H66ZM69 76V77H68ZM72 76H73V78H72ZM154 76V77H153ZM165 76H166V80L164 79L165 78ZM186 76H187V78H186ZM162 77V78H161ZM189 77V78H188ZM197 77V78H196ZM204 77H205V79H204ZM215 77V78H214ZM218 77V78H217ZM240 77H242V78H240ZM246 77H247V80H246ZM94 78V79H93ZM98 78V79H97ZM151 78H153V79H151ZM174 78V79H173ZM195 80H194V79ZM216 78H217V80H216ZM220 78V79H219ZM91 79V80H90ZM92 79H93V81H92ZM158 79V80H157ZM172 79H173V81H172ZM228 79H230V80H228ZM250 79V80H249ZM90 80V81H89ZM95 80V81H94ZM155 80V81H154ZM159 80H161V82L159 81ZM163 80V81H162ZM167 81V82H165V81ZM171 80V81H170ZM200 80V81H199ZM205 80H207L206 81V83H205ZM222 80V81H221ZM98 81V82H97ZM110 81H112V82H110ZM120 81V82H119ZM153 81V82H152ZM219 81L221 82V84L219 83ZM235 82V84L236 83H238L239 81H241V82H244V85L246 86V91H243V90H241L242 89V85L241 84H239L240 86H239V89H238V87L237 88H234L233 86H235V84H234V82ZM127 84H126V83ZM147 82V83H146ZM176 82V83H175ZM204 82L205 83V85H203L202 83ZM240 82V83H241ZM111 85H110V84ZM113 83H115L116 84V87L115 88H113L112 87V85H113ZM159 83V84H158ZM224 83V84H223ZM96 84H98V85H96ZM122 87L121 88V91H119L120 90V86ZM121 84H123V85H121ZM148 84V85H147ZM170 84V85H169ZM195 84V85H194ZM196 84L198 85V86H196ZM200 84V85H199ZM250 84V85H249ZM252 84H254V85H252ZM36 86H37V82H36V84H35ZM126 87H125V86ZM129 85H130V87H129ZM153 85V86H152ZM219 85V86H218ZM221 85H223L222 87H221ZM261 85V86H260ZM39 86H40V88H39ZM45 88H44V87ZM48 86H49V84L48 83H45V82H43L42 80L41 81H39V84H38V88H39V90H40V93L41 94H43L44 96H45V93L46 92H48L49 90H48ZM106 86V87H105ZM109 86H111L112 87V89H110L111 87H109ZM154 86H156V87H154ZM172 86V87H173ZM218 86V88H216ZM226 87V89H227V91H226V89H225V87ZM124 87V88H123ZM188 87V88H187ZM215 87V88H214ZM224 87V88H223ZM229 87H231V88H229ZM251 87V88H250ZM260 87V88H259ZM46 89V90H44V89ZM150 88V89H149ZM152 88V89H151ZM154 88V89H153ZM185 88V89H184ZM191 88H193L192 90H191ZM254 88V89H253ZM125 89V90H124ZM131 89V90H130ZM138 90V91H135V90ZM145 89H147V90H145ZM188 89V90H187ZM203 89V90H202ZM256 89V90H255ZM261 89V92L259 91V90ZM41 90H42V92H41ZM43 90H44V92H43ZM63 91H64V89H62ZM105 90V91H104ZM108 90V91H107ZM116 90V91H115ZM122 90H123V94H124V98H123V94H120V93H122ZM185 90H187V91H185ZM220 90L221 91H225L224 93H220ZM231 90V91H230ZM118 91H119V93H118ZM147 91V92H146ZM195 91V92H194ZM219 91V92H218ZM231 93H230V92ZM236 91H238V92H236ZM130 92V93H129ZM140 92V93H139ZM144 92V93H143ZM150 92V93H149ZM208 92H210L211 94H209ZM212 92H214V93H212ZM247 92V93H246ZM40 93L38 92V95H39V97H41V96H43V95H40ZM129 93V94H128ZM182 93V92H181ZM190 93V94H189ZM197 95H196V94ZM237 93H238V95H237ZM242 93H244L243 95H242ZM246 93V94H245ZM69 94H71L70 92H69ZM135 94V95H134ZM137 94V95H136ZM153 94H155V95H153ZM194 94H195V96H194ZM226 94V95H225ZM126 95V96H125ZM131 95V96H130ZM146 95H148V96H146ZM174 95H175V97H174ZM247 95V96H246ZM121 96V97H120ZM173 96V97H172ZM200 96V95H199ZM228 96H230V97H228ZM263 96V97H262ZM106 97V100H104V98ZM121 99H120V98ZM148 97V98H147ZM162 97V98H161ZM187 97V98H186ZM224 97H226V99L224 98ZM263 98V99H260V98ZM117 98H119V99H117ZM126 98H127V100H126ZM169 98V99H168ZM195 98V99H194ZM246 98V99H245ZM123 99V100H122ZM130 99V100H129ZM146 99H147V101H146ZM197 99V100H196ZM200 99H202V101H200ZM230 99V100H231ZM242 99V100H241ZM245 99V100H244ZM101 100V101H102ZM186 101V102H185ZM226 101V102H227ZM139 102V103H138ZM199 102H201L200 104L202 105V106H199L200 104H199ZM137 103H138V106H137ZM193 103H194V105H193ZM203 103V104H202ZM136 106H135V105ZM174 104H178L177 106L176 105H174ZM180 104V105H179ZM184 104V105H183ZM228 104H230V103H228ZM146 105V106H145ZM189 105V106H188ZM192 105V106H191ZM197 105V106H196ZM205 105V107H203ZM260 105V106H261ZM144 106V107H143ZM164 106V107H163ZM182 106V107H181ZM193 106H195V107H193ZM207 106V107H206ZM237 106H239V105H237ZM236 106V107H237ZM261 106V107H262ZM108 107L110 108L111 106H110V104L108 105ZM113 108H114V112L115 111H119L120 112V109L119 108H117V107H115V106H112ZM162 107H163V109H162ZM173 107V108H172ZM174 107H176L175 109H174ZM179 107H181L182 108V112H181V114H180V116H178L177 114H176V112H174V111H176ZM189 107V108H188ZM193 107V108H192ZM197 107V108H196ZM201 107H203V108H201ZM201 108V109H200ZM210 108V109H209ZM196 109V110H195ZM255 110V108L254 107H250V106H248V111H250L249 113H251V117H248V120L249 121H251V123L253 122V124H254V121L253 120H257L258 121V117H254V115H253V111ZM165 110V111H164ZM167 110V111H166ZM171 110H172V112H171ZM189 110V111H188ZM186 111L188 112L187 114H186ZM78 113H80L81 111L79 110V111H77ZM136 112H138V111H135V113ZM171 112V113H170ZM165 113V114H164ZM175 113V114H174ZM191 113V114H190ZM242 113V112H241ZM240 112H237V118L240 116V114H241ZM83 114V113H82ZM137 114H139V113H137ZM175 115V117H173ZM190 115V116H189ZM196 115V116H195ZM242 115V114H241ZM189 118H188V117ZM197 119H196V118ZM241 117V116H240ZM239 117V118H240ZM245 117V115H242V119H239V122H240V120H243V121H241L240 123H242L241 125H239L240 126V128H239V126H238V128L239 129H242L244 126V128L243 129H245L247 126V123H248V121L244 118ZM166 118H167V116H166ZM174 118V119H173ZM182 118V119H181ZM185 118H187V119H185ZM195 118V121H193V119ZM200 118V119H199ZM256 118V119H255ZM263 118V120H264V117H262ZM174 121V122H173ZM186 121V122H185ZM191 121V122H190ZM180 122H181V125H180ZM185 122V123H184ZM194 122V123H193ZM198 122V123H197ZM246 124H245V123ZM175 123H176V125L178 126H176L175 125ZM187 123V124H186ZM197 123V124H196ZM195 124V125H194ZM176 126V127H174V126ZM198 125H199V127H198ZM185 126V127H184ZM241 126H243L242 128H241ZM255 126V125H254ZM254 126H252L251 128H250V130H251V132L249 131V133H250V135L248 134L247 136H245V138L246 139H250V140H253V142L251 141V143L253 144V145H258V144H260V142L261 143H263L264 142V140L263 139H259V138H262L260 135H259V133L258 132H255V131H257V129H259V127H256V129H255V127ZM174 127V128H173ZM253 127H254V129H253ZM197 128H199V132H198V130H197ZM42 129V128H41ZM172 129H173V131H172ZM242 129V133H246V131H244ZM247 129V128H246ZM245 129V130H246ZM65 128L63 129V132H65ZM191 130V129H190ZM194 130V129H193ZM203 130V131H202ZM253 130V131H252ZM255 130V131H254ZM169 131V132H168ZM69 133L70 132H72V130H71V127L69 126V131H68ZM204 132V133H203ZM206 132V133H205ZM252 132H254V134L252 133ZM170 133V134H169ZM203 133V134H202ZM208 133V134H207ZM256 133V134H255ZM43 134H44V139L47 141V142H52L55 138H54V135H53V133H47L46 131H43ZM200 134V135H199ZM207 134V137H205V135ZM253 134V135H252ZM170 135V136H169ZM197 135V137H193V136H196ZM201 137V141L200 142H198V140H199V136ZM204 135V136H203ZM260 137H259V136ZM249 136V137H248ZM250 136H251V138H250ZM53 137V138H52ZM192 137V138H191ZM205 137V138H204ZM190 138V140L188 141V139ZM193 138H195V139H193ZM204 138V142H207V144L206 143H204L203 142V139ZM49 139H52V140H49ZM205 139H206V141H205ZM191 140H193V141H196V143L194 142H192ZM201 142H203V144L201 143ZM185 143V144H184ZM187 143V144H186ZM211 143H212V146H211ZM65 143H63L62 145H64ZM202 144V145H201ZM208 144H210V145H208ZM192 145H193V147H192ZM205 145V146H204ZM261 145V144H260ZM259 145V146H260ZM262 145H264V143L262 144ZM261 145V149H263V151H261L260 150V148L258 149V150H255V147H254V151H261V152H256L254 155H255V160H256V163L258 164H255V162H254V167L253 166H251V169H252V173H253V175H254V179L255 180H253V181H255V182H253L254 184V186H255V191L257 192L256 194H257V200L259 199V200H261V199H263V200H261V201H263L264 202V198H263V196H264V188H262L261 189V187L263 186L264 187V177H259L260 175L262 176H264V170L262 171V169H264V146H262ZM188 146H190V147H188ZM199 146H201V147H198ZM257 147V146H256ZM263 147V148H262ZM198 148V149H197ZM201 148H202V150H201ZM211 150V151H209V149ZM213 148V149H212ZM210 153H209V152ZM254 151H252L253 153H254ZM207 152L209 153V154H207ZM201 153V154H200ZM259 153V154H258ZM261 154V155H260ZM202 155H203V157H202ZM263 155V156H262ZM259 156V157H258ZM257 157H258V159L260 160L261 159V162L262 163H260V161L257 159ZM182 158L183 159H185L186 158V153L184 154V156H182ZM206 158V159H205ZM197 159H199V160H197ZM207 160V161H206ZM254 160V161H255ZM200 161V162H199ZM204 161H206V162H204ZM258 161V162H257ZM192 164H191V163ZM7 163V164H6ZM30 163V162H29ZM211 163V164H210ZM1 164H3V166H4V168H3V166H1L2 167V169H6V173L4 174V173H2L3 174V176H6V178H7V180H8V178L9 179H11V178H13L15 175H17V176H21L20 174H13V168H16V167H14V165H13V168L11 167L12 165L10 164V162L8 163L7 161H3V163H2V160L0 159V165ZM199 164V165H198ZM203 164V165H202ZM214 164V165H213ZM11 165V166H10ZM185 165H187V166H185ZM191 165V166H190ZM219 165V166H218ZM260 165H262V166H260ZM178 166V165H177ZM190 166V167H189ZM218 166V167H217ZM256 166V167H255ZM10 167V168H9ZM204 167L206 168V170L204 169ZM216 167V168H215ZM9 168V169H8ZM168 168V167H167ZM167 168H165V169H162L161 168V170H162V173L164 172V176H167L168 174H169V172H170V167L167 169ZM209 168V169H208ZM262 168V169H261ZM10 169H13L12 171L10 170ZM261 169V170H260ZM22 171H19L18 170V168H17V171H19V172H23V169H21ZM164 170V171H163ZM199 170V172H197ZM209 171L210 173H205V171ZM168 171V172H167ZM220 172L219 173V176L217 175L218 174V172ZM263 173H262V172ZM8 172V173H7ZM18 172V173H19ZM60 172H61V170L59 171V169H58V171L56 172V173H52V175H56V176H59V179H61L62 180V182L64 183V182H67V181H69V179H67V177L65 176V178L63 177V175H62V177H60ZM187 172H189V171H187ZM201 172H203V173H201ZM255 172V173H254ZM9 173H10V175H9ZM17 173V172H16ZM261 173V174H260ZM11 174H12V176H11ZM62 174H64V173H62ZM204 174L205 175H207L205 178H204ZM213 174V175H212ZM9 175V176H8ZM203 175V176H202ZM209 175H210V177H209ZM256 175H258V176H256ZM16 176V177H17ZM202 176V177H201ZM212 176H214V177H212ZM24 178L25 176H21V178ZM30 177V176H29ZM28 177V178H29ZM182 177V176H181ZM179 178V182L181 181V182H184V183H186L187 184V186H191V184H192V180H189V179H186V178H189V177H182V178ZM63 178H64V181H63ZM257 178V179H256ZM66 179V180H65ZM203 179V180H202ZM216 179V180H215ZM31 180H33V179H31ZM61 180H59V182L60 183H62L61 182ZM119 180H120V185L123 183V176H120L119 177ZM213 180H214V182H213ZM220 180V181H219ZM11 181H12V179H11ZM151 181L152 180H150L149 181V183H151ZM216 181V182H215ZM219 181V182H218ZM180 182V183H181ZM257 182V183H256ZM153 183H154V181H153ZM153 183H152V185L151 186H153ZM164 186H165V188H169V189H172V186H171V182H170V180H168L167 178L164 180ZM167 183V184H166ZM168 183H170V184H168ZM201 183H202V185H201ZM204 183V184H203ZM217 183H221L220 185H218ZM210 184V185H209ZM211 184H213V185H211ZM217 184V185H216ZM260 184V185H259ZM262 184V185H261ZM223 185V187L222 188H220L219 189V187H221ZM258 185H259V188L260 189H258ZM203 186V187H202ZM217 186V187H216ZM160 187L162 188V181H161V185H160ZM159 187V188H160ZM202 187V188H201ZM213 187H215V188H218V190H214V189H212ZM130 189H129V191H131V192H133L134 190H135V188H134V186H131L130 185V187H129ZM224 188V189H223ZM206 189V190H205ZM32 190V189H31ZM78 190V189H77ZM155 190H157V189H155ZM209 190V191H208ZM262 192H261V191ZM81 191V190H80ZM86 190H84V192H85ZM183 191V192H182ZM186 191V192H185ZM214 191H215V194H216V196L214 197V198H212L211 196H213L214 195ZM216 191H218V192H216ZM258 191H260V192H258ZM154 192H158V190L157 191H154ZM209 193L210 194V192H212L210 195L211 196H208L206 193ZM220 192V193H219ZM87 193V192H86ZM204 193H205V196L206 197H209V198H207V200H206V197L204 196ZM222 193V194H221ZM258 193H259V195H258ZM157 194H159L158 196H160L159 198H158V200L160 199H162V190L159 192V193H157ZM213 194V195H212ZM262 194H263V196H262ZM24 194H19V195H16V196H14V197H12V203H13V205H16V206H14L13 207V205L11 206V207H13V209H12V213L10 214L11 215V218L13 219V222L14 221H16V223L17 224H20L21 225V223L23 224L24 223V221H26V220H24L23 221V219H27L28 218V216L30 215L29 214V212L30 211H32V212H30L31 213V218H32V213H33V219H27V220H29V221H31V223L29 222V221H26V223H24V225L26 224V225H28V223H29V225L30 224H32L33 222H35V224L37 225V223H40V224H42L43 225V223H44V221L45 220H41V218L42 217H44L43 216V212L41 211V209H43L44 208V204L43 203H45L46 204V202H47V199L46 198H48L47 196L49 195V193L47 194V193H45V195H46V197L44 196V194L42 195V200L39 198V197H36V198H38V200H41L39 203L41 204V202H42V207H41V205L39 204V203H36V201H35V198H33V199H31V197L29 198V197H27V196H23ZM218 195V196H217ZM221 195H223L222 197H220ZM89 196V195H88ZM157 196V197H158ZM203 196V197H202ZM15 197H18V198H20V201H19V199H18V201L17 200H15L14 198ZM23 197H24V203L23 204H25L24 206H21V205H23L22 203H21V199L23 200ZM26 197V198H25ZM177 196L175 195V197L173 196V197H171L169 200H172L173 202H174V199L176 198ZM205 197V198H204ZM217 197V198H216ZM262 197V198H261ZM27 198H29L28 199V202H27ZM44 198L46 199V200H44ZM90 197H88L87 198V200H86V208H92V209H94L93 207H94V203H93V200L90 198ZM194 198H195V200H194ZM221 198V199H220ZM17 199V198H16ZM189 199V200H188ZM202 199H203V201H204V203L202 202ZM215 199H217V201L215 200ZM219 199V200H218ZM167 200H168V198H167ZM194 200V201H193ZM199 200V201H198ZM8 201L9 200H6V201H4L5 202V204L6 203H8ZM14 201H16V203L14 202ZM88 201V202H87ZM127 202V200L125 199V198H122L121 199V205H123L122 207H124V209H127L128 208V206H129V203H128V205H127V203H122V202ZM196 201V202H195ZM200 201H201V203H200ZM4 202L3 201H1V203H0V208H1V211H0V215H2L1 217H3V216H5V214H7V212L6 213H4L6 210L7 211H9V208H5V204H4ZM18 202V203H17ZM19 202H20V204H19ZM26 202H27V204H26ZM38 202V201H37ZM90 202H92V203H90ZM171 202V201H170ZM198 202V204H190V203H197ZM206 202V203H205ZM221 202H219V203H221ZM262 202V206H264V203ZM15 203V204H14ZM29 203V204H28ZM89 204V206H88V204ZM259 203H260V201H259ZM2 204V205H1ZM18 204V205H17ZM35 204L38 206V204L40 205V208H39V206H38V210L39 211H37V206H35ZM158 203H156L155 204V206H152V208L154 207V208H156V209H153V210H158V207L159 208H161V209H163V204H161L162 206H160V203H159V206L157 205ZM174 204H175V202H174ZM187 204V205H186ZM207 206H206V205ZM261 204V203H260ZM4 205V206H3ZM29 205V206H28ZM100 206H99V210H100V212H101V215L99 216V221H102L103 219H106V218H110L111 219V217H110V215H111V213H113L112 211H110V209L108 208V210L105 212L104 211V209H105V207H104V205H103V203H100L99 204ZM199 205H201V206H199ZM214 206V213L212 212V211H208V209H209V207L210 206ZM25 206H27V207H29V208H27L26 209V207ZM33 206V207H32ZM93 206V207H92ZM103 206V207H102ZM189 206V207H188ZM192 206L194 207V208H192ZM209 206V207H208ZM34 207H35V209H34ZM81 207V208H80ZM187 207V208H186ZM202 207H204V208H202ZM208 207V208H207ZM17 210H16V209ZM31 208H33L34 210H32ZM189 208V209H188ZM190 208H191V210H190ZM207 209V210H205V211H203L204 209ZM4 209V210H3ZM16 210V212L19 214H16V212H14L15 210ZM101 209H103V211L105 212H103V211H101ZM210 209L211 210H213V207H210ZM77 211H75V213H77V212H79V213H81V214H83V211L85 210V208H84V206H79V207H77V209H76ZM111 213H110V212ZM215 211H217V212H215ZM220 211V212H221ZM42 212V213H41ZM15 213V214H14ZM39 215H38V214ZM104 213V214H103ZM108 213V214H107ZM210 213V214H209ZM12 214H14V215H12ZM22 214V215H21ZM40 214H42V216H41V218H39V219H36V217L38 218V217H40ZM107 214V215H106ZM221 217V220H226V221H221L220 220V218L218 217V215ZM17 215V216H16ZM103 215V216H102ZM109 215V216H108ZM207 215V216H206ZM213 215H215V216H213ZM217 215V216H216ZM229 216V217H227L228 219H226L225 217L226 216ZM17 217V218H15V219H17V220H14V217ZM212 216H213V218H215V219H213L212 218ZM224 216V217H223ZM260 216L261 217H264V210H263V212L260 214ZM72 217V214L66 219L67 221H65L66 223L65 224H67V226L70 228V232H71V234H72V238H71V242L70 243H68V244H71V252H69V250H67V248H65L64 249V254H65V252L66 251H68V254L66 253L64 256H66V255H68L67 257H69V258H71V261L72 262H74V264H82L81 263V261H80V257H78L77 256V253L75 252V248H74V246L76 245V242H79V239L76 241L75 240V237H73L74 235H77L76 234V232H75V230L77 231V224H75V222H74V220H75V218H74V216H73V218H71ZM103 217H105V218H103ZM233 217V218H232ZM23 218V219H22ZM30 218V217H29ZM37 220V221H35V219ZM103 218V219H102ZM113 218V217H112ZM216 218H219V219H216ZM223 218V219H222ZM231 218V219H230ZM21 219V220H20ZM44 219V218H43ZM73 219V220H72ZM138 219V218H137ZM137 219L136 220H134V224H135V222H136V224H135V228H136V225H137V222H139L140 223V226H141V223H142V228H141V230L143 229V231H145L146 233H145V236L143 235V232H141L140 231V233L138 232L139 230V228L140 227H137L136 229H137V235H136V242L134 241V243H133V239L131 238V237H129L128 239H129V243H128V246H130L131 245V243H132V245L133 246H131V247H129V249H131V252H133V254H134V251H132V250H134V249H137V250H135V254H137V259L141 262V264H143L142 262V260H143V256L144 257H150L151 256V253H152V255L154 254L152 251H153V248L152 247H149V249H148V251L144 254V251H145V249L144 248H142L141 247V244H140V241H141V239L143 238V239H145L146 241H152V239H153V236L151 235V234H149L150 232H149V230L148 229H146L147 227L149 228V224H148V222H146V220H144V218H142V217H139V219L138 220H140V221H137ZM213 219V221H211ZM39 220H40V222H39ZM69 220V221H68ZM214 220H216L215 222H214ZM206 221V224L208 225V221L207 220H205ZM37 222V223H36ZM69 222V223H68ZM72 222V223H71ZM154 220H152L151 221V225H150V227L152 226V225H154ZM217 222H219V223H217ZM221 222V223H220ZM16 223H11V226H10V230H9V235L11 236V237H9L10 238V242H12V245H14V246H17V248L16 247H14V249L16 250V255H21L20 257H18L17 256V258L21 261L20 263H22V264H24V261H25V259H26V257L25 256H27L28 254H30L31 252H39V253H43V252H41L42 251V246L41 245H39V242H37V243H34L33 241H34V239H32V240H30L29 238V234L28 235H25L24 236V238H22L21 237V234H20V228L18 229V228H15L16 227ZM71 223V224H70ZM139 223H138V225L137 226H139ZM215 223H217V224H215ZM243 223V222H242ZM16 224V225H15ZM70 224V225H69ZM130 223H128L126 226H129L130 227V225H129ZM145 224V225H144ZM148 224V225H147ZM218 224H220V226H218ZM223 224V225H222ZM25 225V226H26ZM73 225V226H72ZM206 225V226H207ZM13 226V227H12ZM15 226V227H14ZM31 226V225H30ZM143 226H146L145 227V230H144V228H143ZM210 225H208L207 226V228L209 227ZM72 227V228H71ZM220 227V228H221ZM26 228L28 229V228H30V227H28V226H26ZM215 228V234H214V236H212V238H209L208 240L209 241H205V240H207V238H206V236H205V240H204V237H200L201 238V240H200V242L201 243H199L198 242V240H199V238H195L194 239V237L193 238H190L189 240H191V243H189V245L190 246H192V245H194V241L193 240H196L197 241V246L195 245V246H192V247H190V249H192L193 251H191L190 250V252H188L187 253V255H190L192 258H193V260L195 261L196 259V263H199V261L200 262H202V258L203 257H207V259H208V256H210L209 257V259L210 258H216V256H222V254H223V256L225 257V255H226V249H227V245H226V241H224V240H226V233L224 232L226 229H224V227L223 228H218V230ZM13 229V230H12ZM105 229V228H104ZM108 229V232L106 231V229L105 230H103L102 231V234L103 235H105V233L106 234H111V228L110 227H108L107 228ZM223 229V230H222ZM19 230V232H17L16 233V231H18ZM91 230V229H90ZM94 230V229H93ZM105 231V232H104ZM147 231L149 232V233H147ZM220 231V233L221 232H223L224 234H225V237L223 238L224 240L223 241H221V238H222V235H223V233H218ZM19 234L18 236L16 235V234ZM78 233V232H77ZM95 233V232H94ZM26 234V233H25ZM80 234V233H79ZM78 234V235H79ZM90 232H88L87 233V236L89 237L90 235ZM139 234V235H138ZM140 234H142V235H140ZM4 235H6V233L5 234H3L2 232L0 233V248H2L3 247V244L4 243H2V241H1V239L3 240V236ZM15 235V236H14ZM95 235V234H94ZM148 235H150L151 236V238H149L150 236H148ZM217 235H219L218 237L219 238H217ZM19 236L21 237V238H19ZM142 236V238H140V237ZM159 237H155L157 240H159V241H161V239L162 238H164L162 235H158ZM215 236H216V238H217V240H216V238H215ZM224 236V235H223ZM138 237H139V239H138ZM213 237H214V239H213ZM16 238V239H15ZM29 240H28V239ZM74 238V239H73ZM148 238V239H147ZM159 238V239H158ZM20 239H24L23 241L21 240H18ZM218 239H219V241H218ZM30 242L31 241V243H34V245H33V248H32V246H30V248H32V249H34V250H32L31 251V249L28 251L29 253L27 254V251L25 252V251H23V249L22 250H20V246H23V245H21L20 243L22 242H24V241H26L27 243H28V241ZM163 240V239H162ZM189 240H187V242L189 241ZM204 240V241H203ZM216 240V241H215ZM130 241H132V242H130ZM3 242H5L4 240H3ZM18 242V243H17ZM20 242V243H19ZM69 242V241H68ZM176 242L177 243H179V240H176ZM190 242V241H189ZM207 242H208V244H207ZM216 242V243H215ZM218 242V243H217ZM224 242H226L225 244H224ZM15 243V244H14ZM198 243H199V245H198ZM203 243V244H202ZM223 243V244H222ZM11 244V243H10ZM17 244V245H16ZM30 244V243H29ZM66 244V243H65ZM68 244H66V245H68ZM137 244V246H135V245ZM217 246H215V245ZM220 244V245H219ZM36 245L38 246V247H36ZM189 245H188V247H186V248H182L181 246L179 247V249L176 251V253L178 254V252H179V254H178V259H179V261H182L184 258H185V251H187V250H185V249H187L188 248V250H189ZM205 245H207L206 247H202V246H205ZM212 245V248H213V246H214V248L212 249V251H214V249H215V252H212V253H217L216 255L215 254H211V252H209L208 254H207V252H208V248L210 247ZM78 246H80L79 245V243H78ZM77 245L75 246V247H78ZM140 246V247H139ZM199 246L201 247V248H199ZM93 247V246H92ZM105 246L104 245H102V247L101 246H98L97 248L99 249V250H101L102 248H104ZM134 247H137V248H134ZM198 247V248H197ZM41 248V249H40ZM142 248V249H141ZM197 248V249H196ZM202 248H204V250H206V252H204V250H202ZM223 248H225L224 249V251H223ZM38 249V250H37ZM151 249H152V251H151ZM195 249V250H194ZM198 249H199V251H198ZM201 249V250H200ZM219 249V250H218ZM3 248H2V252H3ZM20 250V251H19ZM36 250V251H35ZM66 250V251H65ZM165 251H167L168 252V249H165ZM2 252H1V249H0V253L2 254ZM151 252V253H150ZM162 252H164V250L162 249ZM166 252V253H167ZM195 252V253H194ZM199 252H202V254L201 253H199ZM220 252V253H219ZM223 252V253H222ZM25 255H24V254ZM73 253V256L72 255H70V254H72ZM76 253V254H75ZM147 253H150V254H147ZM197 253V254H196ZM205 253L208 255H206L205 256ZM0 254V256H2ZM134 254V255H135ZM171 254V253H170ZM176 254V255H177ZM199 256V255H202V257H199V261H198V258H196L197 256ZM199 254V255H198ZM40 255H43V257H44V253L43 254H40ZM39 255V260H40V263L42 264L43 263V257L42 256H40ZM70 255V256H69ZM74 255H76V257L74 256ZM139 255V256H138ZM143 255V256H142ZM149 255V256H148ZM213 255V256H212ZM23 256V257H22ZM140 256H142V257H140ZM212 256V257H211ZM22 257V258H21ZM75 260V261H73V259ZM77 258L79 259L78 261H80V262H78L77 261ZM102 257L101 256H98L97 258H96V260H95V263L94 264H102V262H104L103 261V259L102 260H100V261H97V260H99V259H101ZM152 258V257H151ZM123 259H124V257H123ZM242 259V258H241ZM22 260H24V261H22ZM41 260H42V262H41ZM1 261H3V262H1ZM224 261L225 260H223V263H224ZM6 262H7V260H6ZM5 262V259L3 260V258L0 260V264H5L6 263ZM26 262V261H25ZM99 262H101V263H99ZM39 263V264H40ZM6 264H12V262L10 261V260H8V263H6ZM194 264H195V262H194ZM200 264V263H199ZM201 264H203V262L201 263ZM233 264H235V263H233ZM240 264H252V261L250 260V259H248L247 258V260H243Z\"/></svg>",
    "mask_w": 264,
    "mask_h": 264
}]
</instances>
